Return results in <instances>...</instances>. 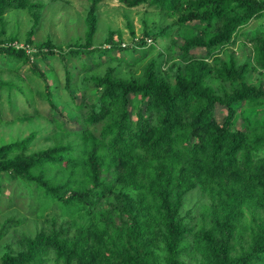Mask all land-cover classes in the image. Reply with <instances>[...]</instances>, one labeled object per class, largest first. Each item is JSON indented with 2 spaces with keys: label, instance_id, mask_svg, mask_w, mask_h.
Segmentation results:
<instances>
[{
  "label": "trees",
  "instance_id": "16d2710c",
  "mask_svg": "<svg viewBox=\"0 0 264 264\" xmlns=\"http://www.w3.org/2000/svg\"><path fill=\"white\" fill-rule=\"evenodd\" d=\"M91 1L86 43L62 52L51 39L36 43L31 29L26 41L35 44L32 53L14 44L0 45V53L30 62L46 79L32 55L66 60L99 50L93 44L97 0ZM123 1L178 12L182 28L198 24L192 34L180 31L183 42L175 43L182 58L165 73L151 58L139 75H116L113 68L91 75L99 95L79 105L80 127L70 130L52 116L56 134H63L57 142L29 151L38 133L33 130L0 146V182L3 175L22 179L46 197L47 206L57 203L69 215L59 220L49 214L46 226L22 234L19 249L0 254V264H187V254L189 264H264V24L249 34L248 57L240 60L230 48L242 27L264 17V0ZM43 6L0 0V20L9 8L26 7L37 22ZM3 33L0 42L15 39ZM106 41L111 46L105 51L124 48L113 33ZM136 44L145 49L148 42L141 37ZM197 47L206 53L191 52ZM71 83L67 69L68 89ZM8 99L12 103V94ZM217 104L227 109L222 120ZM194 190L207 200L195 213L185 212Z\"/></svg>",
  "mask_w": 264,
  "mask_h": 264
},
{
  "label": "rangeland",
  "instance_id": "374dc122",
  "mask_svg": "<svg viewBox=\"0 0 264 264\" xmlns=\"http://www.w3.org/2000/svg\"><path fill=\"white\" fill-rule=\"evenodd\" d=\"M35 1H40L44 5L37 10V22L35 15L26 7H11L5 12L3 19L0 20V33L4 30L2 36L5 39L8 35L15 36V39L3 40L0 45L14 44L17 47H25L32 53L36 46L26 41L31 29L32 39L36 43L51 39L62 52L67 51L71 44L80 45L87 42L86 16L91 0ZM96 13L97 29L93 36V44L100 46L99 50L83 56L81 53L69 55L66 60L59 55L31 56V60L38 62L39 68L46 73V79L32 69L30 62H17L0 53V146L27 136L33 130H37L38 133L29 144V151L57 142L63 134H56L58 129L52 121V116L59 118L70 130L80 127L81 123L77 116L82 109L78 108L79 105L84 100H95L99 95V90L91 81V75H102L110 68H113L112 73L116 75H139L151 58L157 59L159 70L165 73L174 58H182V50L179 44L175 43V40L178 43L183 42V34L180 31L192 34L195 32L194 25L198 24L194 21L189 23L188 29L182 28L176 22L178 12L169 13L150 2L129 6L123 0H97ZM263 24L264 17L253 18L241 28L235 43L230 46L240 60L252 53L249 34L263 28L261 26ZM132 28L135 30L134 34ZM161 29L163 32L160 34L158 31ZM148 30L158 34L155 37L149 36ZM112 33L124 48L105 51L111 46L106 40ZM141 37L148 42L145 49L137 47L136 41ZM134 47L137 48L134 50ZM191 52L205 54L206 50L197 47ZM67 69L72 74L71 89L65 85ZM1 80L9 83L2 85ZM213 82L218 84L215 80ZM9 84L12 86H8ZM46 84L51 85L57 108H54L47 99ZM11 94L12 103L8 99ZM226 112L225 106L217 104L218 120H222ZM241 125L242 121L239 119L238 126ZM66 139L67 137L64 140ZM45 198L28 182L12 179L7 175L2 176L0 254L9 247L19 249L22 234L33 235L43 225L46 226L49 214L59 216V220L69 218L57 203L53 202L47 206L43 201ZM206 200V196L199 190L191 191L186 196L184 211L190 209L195 213ZM45 205L46 207L42 208ZM12 217L19 222L9 221ZM5 222L10 223L7 225ZM185 258L187 264L193 262L189 254ZM52 263L54 264L53 261Z\"/></svg>",
  "mask_w": 264,
  "mask_h": 264
}]
</instances>
